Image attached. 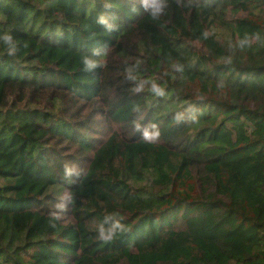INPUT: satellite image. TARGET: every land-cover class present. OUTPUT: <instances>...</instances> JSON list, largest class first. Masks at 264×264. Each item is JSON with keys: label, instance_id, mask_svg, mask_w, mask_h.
Returning a JSON list of instances; mask_svg holds the SVG:
<instances>
[{"label": "trees", "instance_id": "16d2710c", "mask_svg": "<svg viewBox=\"0 0 264 264\" xmlns=\"http://www.w3.org/2000/svg\"><path fill=\"white\" fill-rule=\"evenodd\" d=\"M0 264H264V0H0Z\"/></svg>", "mask_w": 264, "mask_h": 264}, {"label": "clouds", "instance_id": "9594fccd", "mask_svg": "<svg viewBox=\"0 0 264 264\" xmlns=\"http://www.w3.org/2000/svg\"><path fill=\"white\" fill-rule=\"evenodd\" d=\"M156 135H159V132L156 133ZM151 137L146 134V139H150ZM121 227L119 222H117L115 225L112 226V228L105 231L104 229H101V235L98 237V239H102L104 242H108L113 238L115 235L116 229Z\"/></svg>", "mask_w": 264, "mask_h": 264}]
</instances>
